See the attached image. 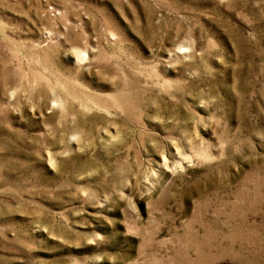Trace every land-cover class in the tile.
I'll list each match as a JSON object with an SVG mask.
<instances>
[{
	"label": "rangeland",
	"instance_id": "rangeland-1",
	"mask_svg": "<svg viewBox=\"0 0 264 264\" xmlns=\"http://www.w3.org/2000/svg\"><path fill=\"white\" fill-rule=\"evenodd\" d=\"M0 264H264V0H0Z\"/></svg>",
	"mask_w": 264,
	"mask_h": 264
}]
</instances>
